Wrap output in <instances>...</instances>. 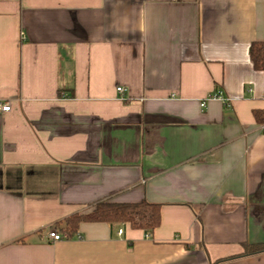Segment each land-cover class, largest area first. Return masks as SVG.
<instances>
[{
    "label": "crops",
    "instance_id": "obj_1",
    "mask_svg": "<svg viewBox=\"0 0 264 264\" xmlns=\"http://www.w3.org/2000/svg\"><path fill=\"white\" fill-rule=\"evenodd\" d=\"M253 42L264 0H0V264H264ZM102 200L161 224L65 231Z\"/></svg>",
    "mask_w": 264,
    "mask_h": 264
},
{
    "label": "trees",
    "instance_id": "obj_2",
    "mask_svg": "<svg viewBox=\"0 0 264 264\" xmlns=\"http://www.w3.org/2000/svg\"><path fill=\"white\" fill-rule=\"evenodd\" d=\"M251 59L258 70L264 72V43L253 42L250 49ZM255 118L259 123H264V112L256 111ZM82 222H106L110 224H130L134 229H142L147 234H152L161 224V205L146 200L141 202H116L102 200L96 203L88 213H77L66 220L65 231L70 236L78 232ZM245 254L264 251V246H248ZM244 254V255H245ZM243 256V255H240ZM240 256L219 260L223 262Z\"/></svg>",
    "mask_w": 264,
    "mask_h": 264
},
{
    "label": "built area",
    "instance_id": "obj_3",
    "mask_svg": "<svg viewBox=\"0 0 264 264\" xmlns=\"http://www.w3.org/2000/svg\"><path fill=\"white\" fill-rule=\"evenodd\" d=\"M117 91L119 93H124L126 91V89L123 86H118L117 87ZM208 98H218L221 99L224 102H227L229 99L225 98L222 94V92H217V93H213L212 95H210ZM205 102L206 100L202 101V106H205ZM11 110V102L10 101H3L0 99V112H9ZM264 128V125L262 126ZM122 229L119 230V233H122ZM49 238L53 241H58V240H62L65 238V235L58 232L56 229H50V231L48 232Z\"/></svg>",
    "mask_w": 264,
    "mask_h": 264
}]
</instances>
